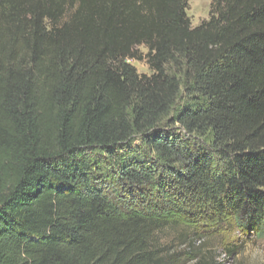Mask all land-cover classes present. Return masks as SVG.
Masks as SVG:
<instances>
[{
	"label": "trees",
	"instance_id": "trees-1",
	"mask_svg": "<svg viewBox=\"0 0 264 264\" xmlns=\"http://www.w3.org/2000/svg\"><path fill=\"white\" fill-rule=\"evenodd\" d=\"M187 9L0 0V264H182L188 208L261 229L264 0Z\"/></svg>",
	"mask_w": 264,
	"mask_h": 264
},
{
	"label": "rangeland",
	"instance_id": "rangeland-1",
	"mask_svg": "<svg viewBox=\"0 0 264 264\" xmlns=\"http://www.w3.org/2000/svg\"><path fill=\"white\" fill-rule=\"evenodd\" d=\"M213 0H188L187 15L192 26L198 27L209 21ZM146 54L148 49L141 47ZM139 74L151 75L145 62L130 61ZM194 217L177 216L164 232L163 244L172 253H183L182 264H264V222L257 232L242 225L233 217L223 218L216 211L201 207L186 209ZM237 221V222H236ZM178 236H183L188 245L181 246ZM230 252H235L233 255Z\"/></svg>",
	"mask_w": 264,
	"mask_h": 264
}]
</instances>
